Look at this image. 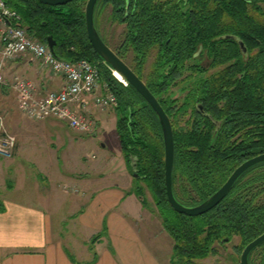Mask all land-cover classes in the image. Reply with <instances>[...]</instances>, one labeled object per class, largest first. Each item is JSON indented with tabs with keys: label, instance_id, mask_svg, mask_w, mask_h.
<instances>
[{
	"label": "trees",
	"instance_id": "1",
	"mask_svg": "<svg viewBox=\"0 0 264 264\" xmlns=\"http://www.w3.org/2000/svg\"><path fill=\"white\" fill-rule=\"evenodd\" d=\"M4 1L20 14L31 36L43 43L52 37L55 57L71 62H102L86 36V0H72L61 6L38 0ZM105 1L113 3L119 22L126 24L120 50L124 54L132 51L129 67L170 119L174 197L182 205H197L219 189L239 164L264 153V6L260 5L264 0ZM199 48L215 71L181 79L186 90L184 102L172 106L173 100L161 94L177 83L186 62L195 58ZM152 52L155 56L151 69L144 73ZM116 53L123 58L119 51ZM196 66L190 64L187 68L193 73ZM99 72L100 81L118 102L116 130L127 167L134 179L151 191L162 225L173 241V264H195L214 253L216 243L233 236L239 237L238 248L242 250L264 233V162L241 174L227 195L206 213L187 216L174 211L166 198L164 145L156 114L108 66L101 64ZM187 108L191 109L192 119L186 122V128L176 126V112L183 113ZM153 126L158 128L156 136L149 134ZM177 175L188 184L180 189L187 199L175 192ZM136 188L144 203L142 187ZM191 192L204 199H189ZM248 262L264 264V243L249 253Z\"/></svg>",
	"mask_w": 264,
	"mask_h": 264
},
{
	"label": "crops",
	"instance_id": "2",
	"mask_svg": "<svg viewBox=\"0 0 264 264\" xmlns=\"http://www.w3.org/2000/svg\"><path fill=\"white\" fill-rule=\"evenodd\" d=\"M3 73L30 81L37 98L64 84L60 75L27 56L5 61ZM0 91V109L6 113L5 123L17 139L16 157L38 156L37 170L48 177L54 161L50 162V151L34 143L26 144L27 133L23 130L29 123L17 114L10 89L3 87ZM102 91L100 83L93 94L85 95L73 106L92 115L89 116L99 130L94 132L95 137L110 119L116 120L93 109L94 97ZM39 122V130L29 134L32 139L49 133L48 119ZM100 149V157L108 158L106 145L100 143ZM42 156H47V161L41 160ZM36 183H15L7 188L0 177V264H171V248L165 243L167 234L161 224L156 217L153 219L154 215H147L135 195L125 196L118 182L104 184L102 179H94L87 195L66 197V202L61 200L65 197L59 195L61 191L57 192L56 186ZM85 186L88 188L86 183ZM64 202L63 209L67 210L62 215L60 207Z\"/></svg>",
	"mask_w": 264,
	"mask_h": 264
},
{
	"label": "rangeland",
	"instance_id": "3",
	"mask_svg": "<svg viewBox=\"0 0 264 264\" xmlns=\"http://www.w3.org/2000/svg\"><path fill=\"white\" fill-rule=\"evenodd\" d=\"M264 6V4H260ZM101 11V10H100ZM104 13L101 16L100 23L98 22V27L102 38H104L105 43L115 50V52L119 51V53L123 56V59L127 64L132 65V51L129 50L126 54L123 53V49L120 50L121 44L124 42L125 34H126V24L125 23H118L110 14V8L106 7L103 11ZM99 18V16H98ZM33 37V36H32ZM35 38V37H34ZM36 40L40 41L38 38ZM41 42V41H40ZM43 43V42H42ZM118 55V54H117ZM119 56V55H118ZM155 53H151L147 59L144 66V73H148L151 69L152 62L154 60ZM209 59L205 56V51H202V54L198 58L190 59L186 62L185 67L181 70V76L176 80L177 83L172 84L169 86L166 91L161 94V97L168 98L173 100L171 102L172 106L179 107L183 102L186 94V90L183 88L184 82L180 80L183 79L186 75L193 74L195 77L204 76L207 74H211L215 71V68L209 67L205 71H199V68H206L209 65ZM193 64L197 65V70L195 72H191L190 68L188 69L187 66ZM53 74V71L50 70ZM10 73L7 76L3 73L4 81H7V85H1V89L3 87H7L10 89L11 94L10 97L14 100V103L17 106L18 113L21 118L28 123L26 127L27 129H21L23 132L27 133L25 138L26 144H36L38 148H46L50 151V162L53 161L52 170L49 172L48 177L44 176L39 173L38 166L39 163L36 161L38 156H24L20 157L19 159L16 157V149L14 148L12 154L9 157L1 156L0 155V165L2 166V172L0 173V177L4 178V183L6 184L7 188L12 187L15 183L30 185L36 182H46L45 184H50L57 187V192L61 191L59 195L66 197L69 199L83 197L87 195L89 191V186L94 179H102L104 184H110L112 182H118L121 186V190L124 192L125 196L128 195H135L137 198V194L135 192L136 187L141 188V194L143 199L145 200L144 203L141 202L144 211L148 214H152L154 216L153 219L156 217L158 223L161 224V227L165 231L162 225V218L160 215V211L154 201L153 195L151 191L147 188L145 183L138 182L134 179L131 175L125 158L123 156L119 138L117 135L116 130V120L110 119L107 124H104L103 131L100 133L99 136L95 137L94 132H98L95 128L92 132L88 133H81L69 128L67 125L62 123L59 120L48 118V125L46 128L49 133H41L37 139H32L29 134L34 131H38L36 124H41V120H33L28 118L27 115L22 113L18 108L17 102V94L14 89L11 87V82L14 80L15 75ZM58 75V74H55ZM196 77V78H197ZM175 81V82H176ZM180 81V82H179ZM104 93V90L102 91ZM99 93L98 95L102 94ZM1 94V91H0ZM8 94H10L8 92ZM97 95V96H98ZM115 96V95H114ZM96 97V96H95ZM94 97V99H95ZM40 98V97H39ZM116 98V96H115ZM11 99V98H9ZM94 102V100H93ZM117 107L118 102L116 99V104L109 106V107H97L93 103V109L96 113L104 114L106 116H113L117 118ZM175 110V108H174ZM182 111V110H181ZM176 112V111H175ZM179 112V111H178ZM176 112L174 122L177 124L176 126L181 128H186V122L192 119L191 109L187 108L185 112ZM0 115L4 118L6 113L0 109ZM91 115V114H87ZM92 116V115H91ZM111 118V117H110ZM93 121L94 118L92 117ZM5 121V120H4ZM95 123V121H94ZM6 124V123H5ZM7 127V124H6ZM7 130L12 133L8 127ZM42 130V129H41ZM44 131V130H43ZM149 134L156 136L158 134V128L153 126V129L149 130ZM155 134V135H154ZM15 136V135H14ZM16 137V136H15ZM96 138V139H95ZM100 143L105 144L109 154H107L108 158L102 159L101 152H100ZM17 144V139H16ZM16 147V146H15ZM47 161V156H42L41 160ZM113 173L114 177H111ZM231 174V173H230ZM39 176V177H38ZM229 177V176H228ZM226 177V179L228 178ZM246 177L245 179H247ZM225 179V181H226ZM224 181V182H225ZM85 183L88 188H86ZM37 184V183H36ZM187 184L184 181V178L177 175L174 180V189L177 194H179L181 199H187L183 194H181L180 189L182 186ZM190 187V186H189ZM197 195L195 196L194 192H191L189 199H204ZM139 199V198H138ZM200 202V200H197ZM65 202L62 203L63 205L60 207L62 208V215L64 214L63 206ZM166 232V231H165ZM167 234V239L165 243L167 244L168 248L172 250L173 241L169 234ZM164 242V241H163ZM239 237L233 236L229 241L216 243L215 244V252L209 254L205 258L196 260L195 264H239L240 254L242 250L239 247ZM260 251V249H259ZM171 256V251L169 255V259ZM170 261V260H169ZM171 264L173 262L170 261Z\"/></svg>",
	"mask_w": 264,
	"mask_h": 264
},
{
	"label": "built area",
	"instance_id": "4",
	"mask_svg": "<svg viewBox=\"0 0 264 264\" xmlns=\"http://www.w3.org/2000/svg\"><path fill=\"white\" fill-rule=\"evenodd\" d=\"M22 56L41 62L60 75L64 84L59 90L49 91L37 98L30 81L15 77L10 84L17 94L20 111L33 120L53 118L75 131L92 132L95 128L93 119L81 108L75 110L73 106L99 87L102 83L99 67L106 64L86 59L71 62L55 57L46 43L28 33L20 14L0 0V90L1 85H7L3 78L5 61ZM102 89L104 93L95 97L94 104L97 107L115 105L116 98L105 83H102ZM15 146L16 137L7 130L4 118L0 115V155L9 157Z\"/></svg>",
	"mask_w": 264,
	"mask_h": 264
},
{
	"label": "water",
	"instance_id": "5",
	"mask_svg": "<svg viewBox=\"0 0 264 264\" xmlns=\"http://www.w3.org/2000/svg\"><path fill=\"white\" fill-rule=\"evenodd\" d=\"M39 2L51 5L61 6L65 5L72 0H38ZM97 0H87L85 6V28L86 36L90 42L93 50L99 56L104 64H106L113 72L119 74L122 78L123 84H130L144 99V101L151 107L156 114L159 121L163 145H164V184L166 190V198L170 207L180 213L187 216H197L206 213L215 207L229 192L235 181L243 174L247 169L254 166L257 163L264 162V153L252 156L241 164H239L229 175L226 181L217 189L211 196L194 206H185L179 203L174 197L173 184H172V170H173V158H174V143L171 122L162 106L158 102L157 98L151 93L143 80H141L137 74L129 67V65L121 59L117 53L112 50L98 34L94 25V8ZM240 46L243 48L241 41ZM46 44L51 52H53L55 41L51 36L46 39ZM201 111V107H198ZM264 243V233L260 234L252 241H250L242 250L240 254L239 264H249V253L260 244Z\"/></svg>",
	"mask_w": 264,
	"mask_h": 264
},
{
	"label": "flooded vegetation",
	"instance_id": "6",
	"mask_svg": "<svg viewBox=\"0 0 264 264\" xmlns=\"http://www.w3.org/2000/svg\"><path fill=\"white\" fill-rule=\"evenodd\" d=\"M86 2H87V0L85 1L84 12H85ZM68 3H69V2H68ZM106 7L110 8V14L112 13V14H111L112 19H114L116 22L120 23L119 20H118V18H117V16H116V14L114 13L115 10H114V5H113L112 2H111V1H105V0H97V3H96L95 8H94V15H93V18H94V25H95V28H96L98 34L100 35L101 39L104 41V43H105V40H104V38H102V36H101V34H100L99 27H98V22L100 23L101 16H102V14L104 13L103 11L105 10ZM100 10H101V11H100ZM98 16H99V18H98ZM84 23H85V15H84ZM85 30H86V28H85ZM111 49H112V48H111ZM112 50H113V49H112ZM201 50H202V49L199 48L198 53L196 54L195 58L200 57V55L202 54V51H201ZM114 51H115V50H114ZM208 65H209V64H208ZM208 68H209V66L206 67V68H202L201 70H202V71H205V70H207ZM200 112H202V109H201Z\"/></svg>",
	"mask_w": 264,
	"mask_h": 264
},
{
	"label": "bare ground",
	"instance_id": "7",
	"mask_svg": "<svg viewBox=\"0 0 264 264\" xmlns=\"http://www.w3.org/2000/svg\"><path fill=\"white\" fill-rule=\"evenodd\" d=\"M113 73H115V72H113ZM99 74H100V72H99ZM115 74L122 80V78H121V76L119 74H117V73H115Z\"/></svg>",
	"mask_w": 264,
	"mask_h": 264
}]
</instances>
